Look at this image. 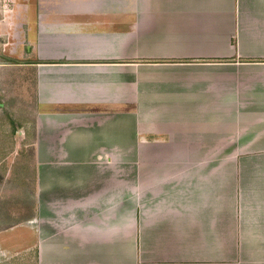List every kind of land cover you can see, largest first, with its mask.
Returning <instances> with one entry per match:
<instances>
[{"label": "crops", "instance_id": "0c3cea01", "mask_svg": "<svg viewBox=\"0 0 264 264\" xmlns=\"http://www.w3.org/2000/svg\"><path fill=\"white\" fill-rule=\"evenodd\" d=\"M31 1L0 264H264V0Z\"/></svg>", "mask_w": 264, "mask_h": 264}, {"label": "rangeland", "instance_id": "374dc122", "mask_svg": "<svg viewBox=\"0 0 264 264\" xmlns=\"http://www.w3.org/2000/svg\"><path fill=\"white\" fill-rule=\"evenodd\" d=\"M73 1L72 6L81 7L82 2ZM31 3V0H0V18L3 21L0 24V130L20 132V136L21 132H27V140L33 129L35 82L30 65L35 59L31 47L27 49L30 46L28 28L21 22L23 13L28 11L30 5L28 34L36 36L33 15L37 9ZM22 162L21 155L16 152L10 155L5 164L9 165L13 174L16 170L23 173ZM257 257L264 263V251L259 250Z\"/></svg>", "mask_w": 264, "mask_h": 264}]
</instances>
